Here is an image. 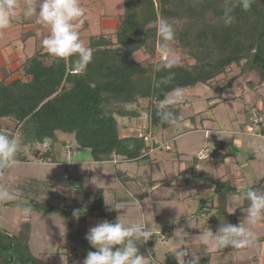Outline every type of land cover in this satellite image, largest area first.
<instances>
[{
    "label": "trees",
    "instance_id": "obj_1",
    "mask_svg": "<svg viewBox=\"0 0 264 264\" xmlns=\"http://www.w3.org/2000/svg\"><path fill=\"white\" fill-rule=\"evenodd\" d=\"M234 3L235 0H124V14L115 39L106 35L90 37L86 46L93 50V56L86 69L74 67L70 60H58L47 50L30 58L24 64L25 78L0 80V132L9 136L20 133L17 160L29 162L30 154H39L46 162H55L48 158V151L41 152V147L47 140L55 143L58 133H62L71 136L75 145L88 151L96 163L111 161L114 156L123 161H138L150 151L148 136L122 137L119 118L138 121L145 113L154 134V130L173 126L161 120L160 112L164 108L162 102L176 88L204 85L223 95L240 76L250 77L251 86L264 84V0H254L247 11L235 8V21L226 25L223 11ZM161 20L174 28V50L186 51L194 63L162 58L148 64L135 59L136 53L155 58L163 52L167 42L158 31ZM234 68L238 75L229 78ZM220 78L226 83L215 86ZM140 100L148 101L144 110L139 106L138 111L127 108L139 105ZM169 109L174 113L171 106ZM10 121L15 122L12 130L1 126ZM7 170H0V184ZM212 182L214 196L219 200L210 218L213 229L225 222L237 225L236 217L227 215L225 210L228 184L219 179ZM32 187L29 185L30 190ZM103 193V189L95 192L83 215L111 211L105 205ZM208 203L201 201L199 214ZM0 205L12 206L14 202L0 201ZM21 205L65 218L80 213L36 198H27ZM75 230L77 234L68 233L67 244L73 245L75 235L81 239L75 258L84 260L89 251L95 250L78 226ZM154 243L155 240L148 242L149 246ZM140 253L147 256L149 252ZM0 264L54 263L32 252L28 227L22 225L18 234L0 229Z\"/></svg>",
    "mask_w": 264,
    "mask_h": 264
},
{
    "label": "rangeland",
    "instance_id": "obj_2",
    "mask_svg": "<svg viewBox=\"0 0 264 264\" xmlns=\"http://www.w3.org/2000/svg\"><path fill=\"white\" fill-rule=\"evenodd\" d=\"M100 7L102 8L101 12L104 13L103 4ZM95 19L96 17L92 18L93 21ZM96 27L98 28V24L94 23V28ZM94 32L98 31L94 29ZM22 34L23 32L21 31H15L6 35L4 30H0V65L5 64L6 60L8 64L10 63L7 54H11L16 50L19 52L18 46L21 43V41L19 42V37ZM32 41H34V38ZM36 49L32 48L27 51L33 54L36 52ZM43 51L38 52V54L45 53ZM162 51L158 52L155 58L142 53H137L134 57L138 61L144 60L147 61L146 63L151 64L152 61L154 63L162 61V56L166 54L167 61L180 59L186 64L194 63L186 51H175L172 42H167ZM46 61L48 62V60ZM17 66L15 65L14 68ZM1 68L0 80L4 79L6 82H10L16 78H25L23 75L24 64L17 67L18 70L16 72H13L16 68H12L10 74L7 72V75L4 72L2 75L1 71L3 70ZM237 71L234 68L229 76L237 73ZM242 79L245 85L248 86L246 81L248 78L244 77ZM225 83L226 81L216 84L221 86ZM241 89L243 88L241 87ZM182 92L183 94L179 102L170 105L174 111L175 118H178V121L172 127L176 131L177 138L173 141L171 140L169 143L172 151H168L167 146L162 145L163 142L157 143L151 139L154 137L156 130L152 134L153 131H151L148 125V116L142 113L140 120L129 119L128 121L131 123L129 125L134 128L133 134L135 137L141 134L148 136L147 144L154 151L148 158L140 159L139 162L137 161L138 163H126L123 160H116L119 164L114 165L116 161L113 159L111 161H114V163H99L93 166L95 168L87 170L86 177L84 176L85 178H82L80 183H75L73 178L67 179L65 177L62 167L56 169L46 167L44 165L47 162L41 159L39 154H30L32 156L30 162L19 163L16 167L10 168L5 172L1 188L14 192V185L22 186L38 179L44 182L42 187L45 185L44 187L54 189L50 191L48 188L46 193L42 190H39L41 192L37 191L38 193L35 196L39 200H43L46 203H54L62 208H68L70 211H76L77 209L76 212L80 213L87 210L84 203L88 200L86 199L87 195L91 199L92 194L90 192L92 190L95 191L98 188H103L107 191V197L105 198L106 205L112 206L117 200L119 201L118 207L116 206V212L118 210V214L121 215L122 221L125 224L147 223L152 226V229L156 228L159 230L182 227L188 235L191 233V228L187 226L188 221L192 225L194 224L192 218L195 217L196 207L198 206L197 202L193 200L194 198L192 200L183 199L190 192V189H192L190 186L196 185L199 187V190L210 191V180L212 178L222 177L223 175H226L227 178L233 177L235 184H239L240 190L238 193L242 192V195L239 194V201L248 204L246 193L250 188L258 192L264 191V186L262 188L258 186L260 180L264 177V161L260 159V157L264 156V138L261 137L264 133V86L258 91L254 88L251 91L245 90L242 96L243 99L235 102L239 104L241 109L237 108V105L230 99L233 96L231 88L224 95H219L212 87L204 85L185 89ZM224 98L230 100L221 103L220 101ZM147 105V100H140L139 105L132 104L126 106L129 110L137 109L138 111V106L144 110ZM211 105L213 109L208 111V107ZM187 118L188 120L190 119V125L192 124L194 128L191 131L188 130L184 122ZM179 119H182L180 123ZM243 124L250 128L249 134H242L240 132L244 128L242 127ZM1 126L12 130L15 127V122L10 121L9 123H3ZM213 129L220 130V132L211 131ZM233 130H236L235 134L231 133ZM15 135L22 142L20 133L17 132ZM68 150H71L72 153L71 147ZM78 150V153L83 155V159L85 157L90 158V153L86 150H80L75 147L73 151L77 152ZM211 150L216 151L214 156H207L204 160H200L198 156L200 153L208 154ZM228 152L232 153V158L223 164V156L221 154ZM68 157L69 152L67 153ZM32 161L36 163H32ZM231 171L233 173L230 175ZM73 174L75 176L77 172H75L73 165H71L67 175ZM201 176L204 179L203 183L184 184V182L186 183L185 178L192 177L195 179ZM238 179L243 182L238 183ZM60 183L63 184L60 185ZM74 183L90 188L87 190V193H84V198H80L81 194L76 193V191L74 192L73 189H68V185H73ZM160 183H165L168 187L156 190L155 188ZM178 183L180 186H178ZM60 186L65 188V192L60 189ZM18 193L22 194L23 192ZM75 193L78 197L75 196ZM151 193L154 195V198H151ZM233 194L237 195L235 192ZM12 196L14 197L13 199L1 201L5 203L22 201L19 196L13 194ZM74 199L81 201L76 203L78 200L75 202ZM90 204H92V200H90ZM110 216V211L103 210L95 216V219L91 221V225L95 226ZM243 216L244 213L239 218L240 222ZM29 218L26 219L24 225L28 227L30 245L34 254L42 255L45 260L54 264H82L83 260H79L78 262L74 260V256L71 255L70 250H58L56 248V243H63L68 239V236L64 234L65 229L71 232V226L75 228L73 226L75 221H72L73 217L65 218L63 215L57 213L45 214L32 211ZM22 220H25L24 216L14 206L0 207L1 229L13 231L15 226L19 227ZM72 232L77 231L72 229ZM253 232L255 234L254 242L238 255L241 264H245L243 263L245 260L251 261L253 264H264V221L257 224ZM62 236L66 237V239H63ZM175 238L172 239L171 237L168 244L155 248L160 261H154L150 255L147 264L170 263V259L166 258L163 253L177 244ZM138 247L139 251L148 250L147 243L140 244Z\"/></svg>",
    "mask_w": 264,
    "mask_h": 264
},
{
    "label": "clouds",
    "instance_id": "obj_3",
    "mask_svg": "<svg viewBox=\"0 0 264 264\" xmlns=\"http://www.w3.org/2000/svg\"><path fill=\"white\" fill-rule=\"evenodd\" d=\"M253 2L254 0H235L233 5L223 11L224 23L230 25L235 21V8L247 11ZM18 12L26 18L35 17L38 23L49 29V34L42 44L51 56L58 60H70L72 65L80 70L86 69L92 60L93 50L85 45L80 36L79 30L85 16V9L80 0H25L23 5L19 0H0V30L10 28L12 18ZM158 31L165 42H171L175 38L173 26L165 20L159 22ZM182 94V89L176 88L166 96L162 102L164 108L160 112L163 122L170 125L176 123L175 114L169 106L178 103ZM19 147L18 136L0 132V170L14 168L20 163L16 158ZM229 197L233 205L228 212L231 215L239 209L240 196L229 194ZM13 198L6 188H0V200ZM246 199L248 204L239 224L225 222L220 224L215 232L208 227L197 235L200 244L218 250L231 248L238 251L250 247L254 242L253 229L264 221V191L258 192L250 188ZM110 210H113L111 206ZM19 211L22 215H29L32 209L30 206H23ZM187 226L193 228L189 221ZM174 233H179L176 237L178 246L172 253L177 264H199L200 257L196 255L193 247H188V234L184 228L178 227ZM153 235L150 224L128 225L118 214L115 222L104 220L88 230L85 239L95 251H89L82 264H147L151 254L142 255L138 246L147 243Z\"/></svg>",
    "mask_w": 264,
    "mask_h": 264
},
{
    "label": "crops",
    "instance_id": "obj_4",
    "mask_svg": "<svg viewBox=\"0 0 264 264\" xmlns=\"http://www.w3.org/2000/svg\"><path fill=\"white\" fill-rule=\"evenodd\" d=\"M19 3L21 5H23L25 3V0H19ZM80 3L85 9V16L83 17L84 23H83V25H81L79 31H80L81 39L84 41L85 45L88 44L90 37H93V36L106 35V36L112 37V39H115V34L118 31V29L120 28V25L122 22V16L124 14V0H80ZM102 4H103L105 14L103 12H101L102 8L100 7V5H102ZM108 9H109V11H108ZM93 17H96L95 21L92 20ZM94 23L98 24V28L97 27L94 28ZM94 29H96V31H98V32H94ZM4 31H5L6 35L11 34L15 31H21V32H23V34L19 37V42L21 41V43L18 46L19 52L16 50L15 52H12L11 54H7V58H8L10 63L8 64V61L6 60L5 64L0 65V68L2 67L1 70H3V71H1L2 75H3V72L6 75H7V72H9V74H10V70L12 68H14L15 65H18L17 67H20V65L25 64L30 58H32L33 56L38 54V52L43 51V50L46 51V49L43 47L42 41L49 34V29L47 27H45L42 23H38L37 19L35 17L26 18L23 16L22 13L18 12L17 15H15L12 18L11 27L8 29H4ZM33 38H34V41H32ZM32 42H34V43H32ZM32 44H33V47H32ZM32 48H37L36 52L33 54H31V52L27 51V50L32 49ZM17 67H15L16 69L14 68L15 70L13 72H16L18 70ZM236 75H238V71H237V73H234L233 75L229 76V78L235 77ZM222 78H220L219 82L226 81L225 79L223 80ZM242 78H244V76L237 77L233 81V84L231 87V89L233 91V96L230 99H232L234 103L238 102L239 100L241 101L243 99L242 96H243V92L245 90L251 91L254 88L258 91L261 87L264 86V84H262L260 86H256V87L251 86L249 84L251 78L248 76H245V78H248V79H246L248 86H246L244 83V80ZM240 84H242V85L238 88V86ZM215 86H218V85L215 84ZM241 87L243 89L240 90ZM225 93H226V91L223 93V95ZM230 99L224 98L220 102L221 103L228 102V100H230ZM235 104L237 105L236 106L237 108L241 109V107L239 106L238 103H235ZM212 109H213L212 105L208 107V111L212 110ZM128 120L129 119H127V118H119L120 135L122 137H129V136L135 137V135L133 134L134 128L129 125L131 123ZM132 120H134V119H132ZM181 120L179 119V123L181 122ZM189 120L187 118L186 120H184V122H185V125L188 128V130L191 131L193 128V125L192 124L190 125ZM172 127L173 126H171L170 128H168L166 130H161V129L157 130L156 133L154 134V137H152L151 139L157 143H159L161 141V142H163L162 145L170 147L169 146L170 141L171 140L173 141L177 138L176 131H174ZM242 127H244V128L241 129L240 132L242 134L243 133L249 134L248 132H250V128L248 126H244V124ZM124 128H126V129H124ZM211 131H215L216 133L220 132V130H214V129ZM235 131L236 130H233V132H231V131L230 132L235 134L236 133ZM160 137H162V138L160 139ZM261 137L264 138V133L261 135ZM70 147L72 149V153H71L72 155H71L70 160H68L67 153H68V148H70ZM75 147L77 149H79L75 145L74 140L71 136L64 135L62 133H58L57 140L55 141V143H53L50 140H47L43 144V146L41 147V150L43 151V153L48 151V154H49L48 158H50V159L54 158L55 159V162H53V163L47 162V163H45L44 166L49 167V168H54V169L62 167L64 172H65V177L67 179L73 178L75 183H80V181H82V178L86 177L87 170H89L91 168H95L93 166H96L99 163L92 161L91 158L85 157L83 159L82 158L83 155H80L78 153L79 150L77 152L73 151L75 149ZM168 151H172L171 147H170V150H168ZM153 152L154 151L150 149V151L145 156L148 158ZM215 152H216L215 150H213V151L211 150L210 153H208V154L200 153L198 156H201V155H204L205 157L214 156ZM221 155L223 156V164L225 162H228L232 158V153H230V152L222 153ZM31 158H32V156H30L29 160H31ZM112 159L114 161L120 160V158H117L115 156L112 157ZM204 159H200V160H204ZM260 159L262 161H264V156L260 157ZM114 161H107V162L114 163ZM139 161L140 160H138V162ZM178 161H179V159H178ZM125 162L126 163H138L137 161H125ZM20 163H28V162H20ZM32 163H36V162L32 161ZM116 164L118 165L119 163L116 161L114 163V165H116ZM71 165H73L75 172H77V174H75V176H74V174L70 175V176L67 175L68 170H69ZM236 171H237V169H236ZM125 173L128 174L127 171H125ZM232 173H233V171H231L229 174L231 175ZM232 176H234V175H232ZM216 179H219L222 182H226L228 184V190L225 193V200H226L225 201V210H226L227 215L236 217L237 224L240 223L239 218H241L244 209L247 207L246 202L239 201V209H237L234 214L230 215L228 213L231 210V207L233 206L232 201L229 197V194H233L235 192L237 195H239V194L242 195V192L238 193V191L240 190V188L238 186L239 184L238 185L235 184V180L233 177L227 178L226 175H223L222 177L212 178L210 180V182H211L210 183L211 184V190L210 191L199 190V187H197L196 185L190 186V188H192V189H190V192H188V194L183 199H185V200L191 199L192 200V198H194L193 200H195L197 202L198 206L196 207L197 211L194 215L195 217L192 218L193 222H194V224L192 225L193 228H191V231H190L191 233H189V235H187L188 236L187 241L189 242L188 247H193V249L196 251V255H198L200 257L199 264H241L238 255H239V253L243 252L244 250L236 251V250H233L231 248L218 250V249H215L211 246L201 245L199 242V239L197 237V235H199V232H203V231L207 230L208 227L213 232L216 231V229H213L214 224L211 223V221H210V218L212 217V215L216 211L215 207H217L219 204L218 198L214 196L215 185L212 182L213 180H216ZM203 180L204 179L202 176L199 178H195V179H193L192 177L185 178L186 183L184 182V184L188 185V183H194V182L203 183ZM237 182L242 183L243 181L238 179ZM75 183L73 185H68V187H69L68 189L69 190L73 189L74 192L76 191V193L81 194L80 198H84L83 197L84 193H87L88 192L87 190L90 188H86L82 184L78 185ZM1 184H2V182H1ZM1 184H0V188L2 186ZM42 184H44L43 181L36 179V180L31 181L30 183H28L26 185H22V186L14 185L13 186L14 192H9V193L11 195L13 194V195L19 196V198L22 201H14V205H12V206H14L15 209L19 211V209L22 207L21 204L25 203L27 198H36L39 200V198L37 196H35V195H37L38 192H41L39 190L44 191V193H46L48 191L47 190L48 188L50 191L54 190L51 187H44L45 185L42 187ZM62 184L63 183H60V185H62ZM184 184H182V185H184ZM233 184H234V186H233ZM29 185H34V188L32 187L30 190ZM178 186H180L179 183H178ZM178 186H176V187H178ZM258 186H260L259 188H262L264 186V177L260 180ZM165 187H168V186L165 183H160V184H158L157 188H155V189L156 190H162ZM176 187H175V189H176ZM60 189L63 190V192H65V188L63 186H60ZM98 189H103V188H98ZM97 190H95V191L92 190L90 192L92 194V198L94 197V194ZM103 190H104L103 197H104V202H105V198L107 197L106 196L107 191L105 189H103ZM18 192H23V193L21 194ZM76 193H75V196H77ZM150 195H151V198H154V195L152 193ZM92 198L89 199L88 195H87L86 199H88V200L86 202H84L87 209L89 208V206H91L90 200L93 201ZM77 200H78V202H76ZM203 200H208L210 203H208L206 208H204L199 214L198 213L199 212V206H200L201 201H203ZM40 201H43V200H40ZM74 201L76 203H79V201H81V200L74 199ZM1 202L5 203L4 201H1ZM118 202L119 201L117 200L114 203V205H112L113 207H115V209L110 211L111 216L106 219L107 221L115 222L117 215H118V210L116 212V209H117L118 204H119ZM6 203H8V202H6ZM49 204L56 205L54 203H49ZM4 206L5 205H0V207H4ZM109 206H111V205H109ZM76 211H77V209H76ZM76 211H73V212H76ZM19 213H20V211H19ZM22 216H24L25 220H22L20 222L18 228H17V226H15V228H13L14 229L13 231H10L7 229H5V230H7L13 234H18L22 228V225H24L26 219L29 218L30 214H29V216L28 215H22ZM73 218H74L73 221H75L74 222L75 228L78 226L81 229V232L84 234H86L91 227H94V225H91V221L95 219V216H85L81 212L78 215L73 216ZM121 220H122V218H121ZM184 225H186V224L184 223ZM75 228H72V226H71V232H69V230L65 229V232H64L65 236L66 235L68 236V233L77 234L78 232H72V229L75 230ZM176 229L177 228L174 229V227H171L169 229L165 228L164 230H159L156 228L152 229L153 233H154V235H153L154 238H152L150 240H152V241L155 240V243L152 244L151 246H149V244H148V242L150 241L149 240L147 242V249H148L147 251L150 254H153L152 257H153L154 261H160L159 258L157 257L158 255L155 251V248L157 246H165L166 244L169 243V240L171 239V237L173 239L176 236H178L179 233H174ZM75 231H77V230H75ZM62 237H63V239L64 238L66 239V237H64V236H62ZM80 240L81 239L77 238L75 235V237H73V241H74L73 245L67 244V241L65 240V242H63V243H56L57 244L56 248L58 250H62V249L70 250L71 255L74 256V260L78 262L79 260L77 258H75V255H76V250L81 248V244L78 245V242H80ZM177 246L178 245L175 244L171 248H169L168 251H166V252L164 251L163 255H165L166 258L170 259V263H168V264H177L175 258L172 256L173 249ZM36 255H38V254H36ZM40 256H42V255H40ZM188 258L189 259L191 258V253H190ZM205 259L207 261H205ZM246 261H248V260H245L243 263L253 264V262H251V261H248V262H246Z\"/></svg>",
    "mask_w": 264,
    "mask_h": 264
},
{
    "label": "built area",
    "instance_id": "obj_5",
    "mask_svg": "<svg viewBox=\"0 0 264 264\" xmlns=\"http://www.w3.org/2000/svg\"><path fill=\"white\" fill-rule=\"evenodd\" d=\"M162 58H163V59H166V55L164 54V55L162 56ZM167 149L170 150V147H167ZM68 152H69V157H68V158H71V150H68ZM199 158H200V159H204L205 156H204V155H201V156H199Z\"/></svg>",
    "mask_w": 264,
    "mask_h": 264
}]
</instances>
